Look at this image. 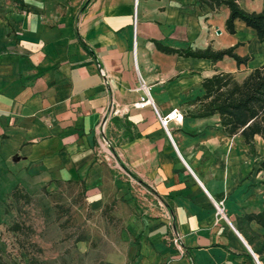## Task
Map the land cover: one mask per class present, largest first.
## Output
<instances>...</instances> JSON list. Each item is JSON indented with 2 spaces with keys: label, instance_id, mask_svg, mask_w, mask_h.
Returning <instances> with one entry per match:
<instances>
[{
  "label": "crops",
  "instance_id": "0c3cea01",
  "mask_svg": "<svg viewBox=\"0 0 264 264\" xmlns=\"http://www.w3.org/2000/svg\"><path fill=\"white\" fill-rule=\"evenodd\" d=\"M237 2L264 9V0ZM228 14L197 0H0V159L78 182L92 210L122 214L134 241L109 264H264V248L242 232L264 233L244 219L264 209V142L256 136L250 153L217 115L191 114L203 78L241 80L264 64V41L238 19L230 34ZM157 43L234 46L250 60L212 62ZM140 78L159 114L182 113L168 133L150 105L133 106Z\"/></svg>",
  "mask_w": 264,
  "mask_h": 264
},
{
  "label": "rangeland",
  "instance_id": "374dc122",
  "mask_svg": "<svg viewBox=\"0 0 264 264\" xmlns=\"http://www.w3.org/2000/svg\"><path fill=\"white\" fill-rule=\"evenodd\" d=\"M117 216L107 207L92 210L78 182L0 159V264H109L108 256L134 241ZM242 232L260 248L261 237L247 226Z\"/></svg>",
  "mask_w": 264,
  "mask_h": 264
},
{
  "label": "trees",
  "instance_id": "16d2710c",
  "mask_svg": "<svg viewBox=\"0 0 264 264\" xmlns=\"http://www.w3.org/2000/svg\"><path fill=\"white\" fill-rule=\"evenodd\" d=\"M210 8L225 5L229 14L225 20V28L234 33V20H241L247 27L255 31L257 39L264 41V9L259 12H247L238 5V0H197ZM158 49L180 56L207 58L212 62L229 57L236 64H245L250 56H239L234 46L214 50L205 49H171L156 44ZM201 86L204 93L195 99L198 103L191 113L194 117L217 115L222 130L229 136L239 135L249 145V152L254 153V138L260 137L264 142V64L250 70L243 79L237 80L230 72L215 71L203 78ZM259 169H264V154ZM246 221H254L264 229V209L244 216ZM18 229L17 226H15ZM264 248V233L262 235ZM257 252V251H256ZM259 253V252H257Z\"/></svg>",
  "mask_w": 264,
  "mask_h": 264
},
{
  "label": "built area",
  "instance_id": "2783aa9c",
  "mask_svg": "<svg viewBox=\"0 0 264 264\" xmlns=\"http://www.w3.org/2000/svg\"><path fill=\"white\" fill-rule=\"evenodd\" d=\"M101 74L104 75L102 70H101ZM138 90H140L142 94L139 96V99L137 100V102L133 104V106L137 108H141L146 105H150L156 115V118L160 126L166 131V133H168L167 126L170 122L172 121L177 123L181 122L183 115L178 109H172L164 115L158 113L154 105V102L151 99L149 86H147V84L141 78L139 80ZM213 205L215 208V215L220 219H226L222 201L214 202Z\"/></svg>",
  "mask_w": 264,
  "mask_h": 264
}]
</instances>
